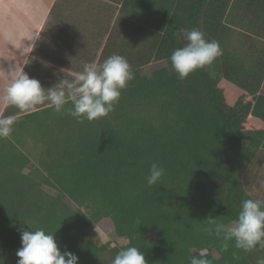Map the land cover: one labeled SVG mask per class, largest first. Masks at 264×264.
<instances>
[{
	"label": "trees",
	"instance_id": "trees-1",
	"mask_svg": "<svg viewBox=\"0 0 264 264\" xmlns=\"http://www.w3.org/2000/svg\"><path fill=\"white\" fill-rule=\"evenodd\" d=\"M230 2L123 0L117 21L127 16V33L119 41L111 36L115 46L98 61L118 54L134 73L115 111L80 123L43 104L17 116L12 133L0 138V264H17L21 230L37 228L54 232L78 264H112L129 246L148 264H189L193 256L257 264L264 257V248L245 252L234 240L225 250L223 235L208 231L209 220L235 221L245 199H264L257 164L264 61L247 68L232 44ZM134 21L141 31L130 30ZM181 28H198L223 50L183 80L170 60L186 43L174 35ZM152 162L165 173L149 186ZM103 220L123 244L109 247L86 232Z\"/></svg>",
	"mask_w": 264,
	"mask_h": 264
},
{
	"label": "clouds",
	"instance_id": "clouds-1",
	"mask_svg": "<svg viewBox=\"0 0 264 264\" xmlns=\"http://www.w3.org/2000/svg\"><path fill=\"white\" fill-rule=\"evenodd\" d=\"M174 35L177 40L186 41L176 48L170 57L173 70L179 79H186L197 69L211 65L223 50L216 40H207L198 28L178 29ZM39 39V35L34 40ZM34 47V44H33ZM134 79V73L127 59L113 54L103 63H85L83 70L72 79H60L51 87L42 86L41 82L23 71L15 73L11 83L6 87L4 107L15 106L21 112H31L38 105L47 104L57 113L66 112L82 123L85 119L93 121L115 111L121 97V90ZM72 107L66 109L65 105ZM19 117L6 116L0 118V138L8 137L13 125ZM165 169L157 162H152L147 183L156 184L164 175ZM246 195L251 196V193ZM217 236L223 235L225 250L228 241H235V247L245 252L257 246L264 248V199H245L242 202L238 217L231 224L217 223L209 220ZM29 225V224H28ZM21 247L16 251L19 257L17 264H78V256L67 249L61 251L54 238V232H46L43 228L21 230ZM112 264H148L144 253L136 246L120 250ZM189 264H210L204 258L193 256ZM264 264V257L257 260Z\"/></svg>",
	"mask_w": 264,
	"mask_h": 264
},
{
	"label": "crops",
	"instance_id": "crops-1",
	"mask_svg": "<svg viewBox=\"0 0 264 264\" xmlns=\"http://www.w3.org/2000/svg\"><path fill=\"white\" fill-rule=\"evenodd\" d=\"M122 1L0 0V118L26 113L15 106L5 108L3 99L22 68L51 87L60 79H72L85 63H98L105 47L115 46L113 39L119 41L127 33V16L117 21ZM252 1L231 0L230 26L231 42L241 47L245 66L256 69L257 61H264V0ZM133 28L142 29L136 22ZM257 164L264 168L263 152Z\"/></svg>",
	"mask_w": 264,
	"mask_h": 264
},
{
	"label": "rangeland",
	"instance_id": "rangeland-1",
	"mask_svg": "<svg viewBox=\"0 0 264 264\" xmlns=\"http://www.w3.org/2000/svg\"><path fill=\"white\" fill-rule=\"evenodd\" d=\"M161 64L163 65V63H159L160 66ZM159 65L154 64L153 66L157 67ZM66 202L72 205L68 199H66ZM86 232L98 243L108 244L109 247H118L125 242L122 239L115 238L113 234V227L108 220L101 221L94 228H86Z\"/></svg>",
	"mask_w": 264,
	"mask_h": 264
}]
</instances>
